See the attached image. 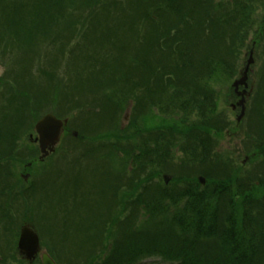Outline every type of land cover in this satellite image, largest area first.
Wrapping results in <instances>:
<instances>
[{
    "label": "trees",
    "instance_id": "obj_1",
    "mask_svg": "<svg viewBox=\"0 0 264 264\" xmlns=\"http://www.w3.org/2000/svg\"><path fill=\"white\" fill-rule=\"evenodd\" d=\"M252 1H0L2 22L4 16L18 13L9 17L11 28L17 27L10 37L17 44L13 48L22 49L25 57L41 45L51 51L60 47L58 55L63 56L70 47L56 33L84 30L82 35L90 31L96 38L95 29H107L109 47L118 50L120 45L112 41L122 36L118 27L128 26V45L121 44L124 56L119 54L105 65L99 63L113 53L101 54L98 62L85 58L80 69L86 80L81 83L75 78L80 87L92 84L91 109L88 114L80 112L88 123L113 124L117 119L113 114L129 108L132 116L128 129L116 128L118 133L109 137L108 145L102 143L97 152L85 153L96 165L91 176L104 174V180H95L97 193L90 188L78 195L84 208L91 202L93 208L78 210L74 217L67 212L65 219L52 217L54 241L75 243L70 258L59 254L60 249L57 254L50 249L57 264H138L148 258H159L164 264H264V62L245 138L252 164L249 172L235 162L232 151L217 150L216 139L227 125L216 119L213 105L214 84L232 79L237 70L238 45L248 37L254 14ZM142 28H147L145 35ZM81 49L77 45L71 51ZM109 74L114 77L111 90L116 96L104 97L101 91L109 87L103 78ZM49 91L43 90L42 95ZM20 95L25 102V94ZM12 103L7 102L8 107ZM188 105L204 111L196 122L177 115ZM150 108L160 113H149ZM18 110L13 106L12 114ZM12 117L9 122L18 128L21 124ZM83 139L79 134L78 140ZM130 146L134 149L129 154ZM172 148L185 156L179 166L166 164V159L176 160ZM108 150L122 152L119 165L104 158ZM168 172L175 173L171 187L161 185L160 176ZM198 176L205 178L204 187ZM121 186L126 189L122 193ZM73 191L74 196L67 194L66 205L68 200L74 202L77 191ZM96 194H100L97 201Z\"/></svg>",
    "mask_w": 264,
    "mask_h": 264
},
{
    "label": "rangeland",
    "instance_id": "obj_2",
    "mask_svg": "<svg viewBox=\"0 0 264 264\" xmlns=\"http://www.w3.org/2000/svg\"><path fill=\"white\" fill-rule=\"evenodd\" d=\"M0 1H3L2 4H5L6 0ZM7 1L8 3L10 2V0ZM22 1L24 3L26 0ZM253 1L255 3H250V9H253L254 14H252L250 19L249 35L242 44L240 43L238 45V48L241 50L239 51V55L237 52L238 57L235 63L237 70L232 79L220 80L213 86L215 88V101L213 105H216V119L223 122L222 124L227 125L223 135L216 139L218 143L217 150L219 152H224L226 149L232 151L234 153L235 162H237L240 167H242L241 165L245 158H248L247 148L249 146L247 147L245 138L248 123L251 120L249 115L256 104L254 102L256 98L255 94L258 88V79L260 78L257 75L264 62L262 61L264 60V32L261 31V29L264 30V24L262 22V20H264V0ZM1 7L2 5H0V17L4 14V9ZM70 12H72V10H70ZM12 15L17 16V11ZM12 15L9 14L6 15V17L4 16L3 22L0 20V133L2 134L0 139V264H24L17 254L16 242L19 237L18 233L20 228L26 223L31 225L36 233L38 232L42 252L48 253L51 248H55L56 250H52L57 254V249H60L61 251L59 254H63L64 258H67V256L70 258L71 250L75 243L64 242L62 240L57 242L54 241L57 235H55L56 229L54 230L51 224L52 217L56 215V219H65L68 216L67 212L71 213L74 217L79 213L78 210L83 212V210H88L89 207H91V209L93 208V202H91L92 204H89V206H86L87 208H84L82 205L83 203L78 200V195L83 194L81 190L84 189L89 190L92 188L95 190L97 184L95 180L99 178L103 179L104 177L102 175L104 174L99 172L96 175L97 177L91 176L92 171L95 170L92 166L96 167V165L91 157H85V153L87 150L91 149H95L96 151H94L97 152L99 149H97L98 145L102 143L103 145H108V143L112 141L109 137L118 133L116 128H119L118 130L128 129V123L132 116L130 110L128 114L127 111L123 110L120 113L117 112L120 114L118 116L113 114V119L114 117L117 118L116 122L113 124H111L112 122L107 124L101 122L98 125L88 123L86 121L87 117L82 113L83 111L91 109V94L89 93L92 91V84L84 83L80 87V84L86 80V76L82 73L80 67L82 68L85 65V58H88L87 61L98 62L101 54L113 53L107 60L99 63V65H105L106 62L115 59L119 54L124 56V47L121 44L128 45L125 39L128 26L118 27L120 29V35L122 36L116 38L118 41H112L120 45V49L118 50L109 47L111 43L109 44V41L105 39L107 29H95V33L97 34L96 38L94 36L92 37L90 31H86L87 34L84 33L82 35L84 30L56 33V36L58 34L64 36L65 42L63 44L68 43L66 47H70L63 56L58 55V53H61L59 52L60 47L51 51L47 46L41 45V47L36 49L30 48L33 50L31 52L33 55L29 53V55L25 57L23 54L26 53L23 52L22 49H19V47L13 48V44L15 43L12 42V38L15 37L10 36L13 34L12 32H16L17 27L15 24L12 28L9 25V17ZM183 27L186 28L184 22ZM55 30L56 28L54 29V27H52V31L55 32ZM141 30L144 32V35L147 33V31H145L147 28L145 30L142 28ZM52 35L53 34L50 33V36ZM128 38L132 39L131 34ZM234 40L235 39L228 41V45L231 46ZM254 42H257L258 45L254 48V66L249 75V83L251 87H253L251 100L247 104L245 120L240 126H236L235 116L237 112L235 111V113H233L231 109H229V104H231V101H233L232 99H234L230 96L231 89L229 87L231 82L238 78L244 67L245 60L247 59V51L253 48ZM77 45H81L82 49L80 51H71V49ZM115 52H117L116 55ZM93 55L94 57L92 58ZM52 67L57 68L53 71ZM76 77L79 78L81 83H76ZM103 79L106 80V86L109 87L108 89H102L101 93L104 97L116 96V91L111 90L112 85L115 83L113 81V74L104 75ZM47 89L50 90L48 99L46 96L42 95L43 90L45 91ZM66 89H68V92ZM70 89L71 91H69ZM7 91L8 95L4 96V93ZM21 91L25 94V102L19 99L22 97L20 95ZM109 93H111V95H109ZM85 97L86 99L84 100ZM95 99L96 97L94 100ZM11 101H13L12 105L14 108L19 109L14 114H12L13 106H11V109L7 105V102L10 103ZM201 108L202 107H200V111H198L193 108L191 109V106L188 105L184 107L182 111H178L177 115L180 118L185 117L186 121L188 120V122L193 123L196 122V119L199 120L201 114H203L204 111ZM114 109L116 113L117 109ZM54 112L61 118H67L69 121L68 130L76 131L78 135L80 134V136L86 138L85 143H78V141L71 138L68 133H65L63 136L64 139H62L61 143L55 148V154L46 159L44 164H39L41 162L37 161L39 157L38 150L34 145L30 144L28 136L32 135L33 124L41 118L43 114ZM91 113H94V109ZM149 113L157 115L160 112H158L156 108H150ZM79 114L81 115L79 116ZM13 115H15L16 122L21 124L18 128H14V125L9 122L10 118L13 119ZM125 116H127L126 121L124 120ZM122 127L124 128L121 129ZM27 130L28 132H25ZM88 144L91 146L88 147L87 150H84V146ZM164 148H166V146ZM133 149L134 147L130 146L129 154L132 153L130 151ZM110 152L109 150L106 151L104 153V158H106V160L110 158L111 163L119 165L118 161L120 158L121 162L122 152ZM170 152L176 154V160L166 159V162L170 166H179L180 162L184 161L185 156L179 151L178 153L175 148L170 149ZM93 157L99 158L100 160V155H95ZM113 160H115L116 163L113 162ZM27 163L32 164V166L30 169L25 170L24 166H26ZM57 164L59 165L56 166ZM251 168L252 164L250 163L249 167H246L244 170L249 172ZM121 170L123 171V169ZM114 172L117 173L120 172V170L116 169ZM181 172L183 174L184 167ZM172 174L171 172L163 173V175L169 176L172 179L169 183L171 186L173 185ZM163 175L160 176L162 186ZM173 175H175V173ZM93 182L94 185L92 186ZM131 187H134V182ZM121 189V193L126 190L125 187L122 186L120 187V190ZM73 190L77 191V196L75 197L76 201L73 200L74 202L72 203L71 200H68L71 207V209H69V205L65 204L66 197L69 193L74 196L75 193ZM95 193H97L96 190ZM121 193L119 196H121ZM99 196L100 194H96L95 199L97 200ZM121 201L122 200H120L119 203H121ZM74 238L77 239L80 237L77 236ZM91 246H94V244L91 243ZM91 252L96 253L97 251ZM65 254H67V256ZM39 261L40 257H38L37 261L33 264H39ZM141 264L163 263L156 259L145 260L142 261Z\"/></svg>",
    "mask_w": 264,
    "mask_h": 264
},
{
    "label": "water",
    "instance_id": "obj_3",
    "mask_svg": "<svg viewBox=\"0 0 264 264\" xmlns=\"http://www.w3.org/2000/svg\"><path fill=\"white\" fill-rule=\"evenodd\" d=\"M248 64H251V61L248 62ZM248 67L245 69L244 73L242 74V78L240 81L235 82L234 86L240 84L244 85L245 80L247 79L246 73L248 70ZM244 110V109H243ZM243 111L241 112V115L237 118L238 121L241 120V117L243 116ZM36 131L39 134L40 139V150L41 153L46 155V147H48L49 151H53L54 145L59 140V135L61 132L62 123L58 121L55 117L52 116H45L43 120H41L36 125ZM199 181L203 183L202 179L199 178ZM21 238L18 244L20 254L29 261H32L35 259V256L40 250L38 237L35 236V234L31 231L30 228L26 227L22 229L21 231ZM42 264H54L53 261L50 259V257H47L46 255H42Z\"/></svg>",
    "mask_w": 264,
    "mask_h": 264
}]
</instances>
